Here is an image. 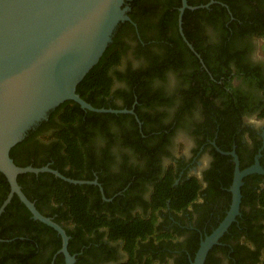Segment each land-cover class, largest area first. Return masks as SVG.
I'll return each instance as SVG.
<instances>
[{"label": "flooded vegetation", "instance_id": "flooded-vegetation-1", "mask_svg": "<svg viewBox=\"0 0 264 264\" xmlns=\"http://www.w3.org/2000/svg\"><path fill=\"white\" fill-rule=\"evenodd\" d=\"M214 4L228 10L221 0H208L205 5L185 10L209 9ZM252 4L254 19L250 23L253 25L245 26L243 21H237V31L228 34L226 42L222 41L221 33L215 34L205 26L193 30L197 45L190 42L182 28L185 42L178 26L183 43L181 47H173L179 52L180 61L174 59L175 63L165 70L164 79L156 77L149 84L153 90L148 93L156 99L154 106L139 103L136 97L129 109L108 108L105 110L118 113H97L120 116L121 123L103 117L90 126L86 124V113L91 111L77 104L83 114L65 127L60 113L55 112L59 104L27 131L22 140L28 139L32 162L49 159L41 167L86 183H69L50 172L34 174L37 182L46 185L53 176L81 186L79 189L88 196L89 208L95 216L120 219L129 225L137 223L150 229L144 237L137 236L134 245H128L122 238L110 239L104 225L96 226L88 234L74 223L55 222L65 233L64 226L71 233L77 232L74 240L73 235L66 233L70 264L131 261L134 264H192L207 231L218 226L229 210L236 167L242 171L258 165L264 171V0H254ZM126 6L129 17V0ZM180 8L181 5L178 17ZM143 22L150 26L154 20ZM151 32L147 28L144 34L151 38ZM172 36L175 41L179 39ZM113 37L121 53L119 64L109 70L112 84L107 105L123 107L131 94L128 75L145 69L149 54L162 52L153 41L144 42L137 23L131 18L130 22L118 24ZM62 128L69 129L77 150L81 151L79 157L83 155L79 179L64 174L71 165L65 164L62 173L53 168L54 161L49 157L57 143L61 146L60 154L65 152L64 141L55 137ZM192 179L200 185L196 197L176 211L170 195L174 188ZM29 182L22 181L24 186ZM159 186H170L172 190L160 198L156 191ZM44 189L46 193L49 191ZM9 192L10 187L5 199ZM240 193L239 215L208 252L209 264H264V206L261 205L264 173L245 176ZM2 195L0 186V198ZM18 203L26 208L20 200ZM41 208L40 213L53 221V211L58 208L53 198H47ZM5 209L0 215V234H5L0 235V264H67L61 252V236L54 229L40 222L54 232L41 237V246L35 245L33 236L8 233L7 228L14 221ZM30 220L37 221L32 216Z\"/></svg>", "mask_w": 264, "mask_h": 264}, {"label": "water", "instance_id": "water-1", "mask_svg": "<svg viewBox=\"0 0 264 264\" xmlns=\"http://www.w3.org/2000/svg\"><path fill=\"white\" fill-rule=\"evenodd\" d=\"M127 0H0V173L10 192L0 215L16 195L32 218L52 229L62 239L61 252L67 264L68 237L61 226L43 216L27 199L17 182L20 174L50 172L73 184H84L62 176L48 167H19L11 159L12 147L47 113L65 101L96 113H118L97 109L84 101L76 87L98 63L118 24L129 21ZM203 6H201L202 8ZM185 9H195L181 0L178 26L181 36ZM125 112V111H121ZM260 172L258 165L240 171L236 167L229 210L218 226L204 237L192 264H204L210 249L239 215L240 188L245 176Z\"/></svg>", "mask_w": 264, "mask_h": 264}, {"label": "trees", "instance_id": "trees-1", "mask_svg": "<svg viewBox=\"0 0 264 264\" xmlns=\"http://www.w3.org/2000/svg\"><path fill=\"white\" fill-rule=\"evenodd\" d=\"M254 0H221L223 4L228 7H222L220 4H214L209 9H198L195 11L185 10L182 17V28L186 37L193 44L197 45L198 41L193 33V30H200L205 26L209 27L215 34L221 33L222 41L226 42L227 35L231 32L235 33L238 28L237 21H243L245 26H251L250 22L254 19ZM189 6H199L208 3V0L196 2L194 0H187ZM130 12L129 17L132 21L136 22L141 32L144 42L153 41L154 46H157L162 53L160 54H149L147 59V65L145 69L131 71L128 75V82L130 84V96L125 99L124 106L118 107L116 105H107L108 96L112 84V77L110 75V68L119 64L120 62V49H116V37H113L112 43L106 48L103 55L99 59L98 63L85 75L81 82L76 87V93L92 107L100 109H119V108H130L134 99L137 97L139 103H145L150 106L156 104L155 96H151L148 92L152 91L153 88L149 87L151 81L156 77L163 78V74L166 69L170 68L172 64L179 60V52L173 47H181L183 43L178 33V8L181 5V0H129ZM231 15H230V14ZM230 17L233 20L230 21ZM148 19H153L154 23L150 26H146L143 22ZM151 29V38L145 36L146 30ZM248 28V27H247ZM146 29V30H144ZM172 34L179 37L176 41L173 39ZM179 57V58H178ZM175 59V60H174ZM122 75V74H118ZM159 78V79H160ZM164 79V78H163ZM55 112L60 113V121L65 124V127L70 126L73 123L75 117L83 114V111L77 104L72 101H65L60 104ZM54 112V113H55ZM103 117H109L108 121L114 120L116 123H121L122 119L113 114H97L92 112L86 113V124L92 126L95 123H99L103 120ZM105 122V121H103ZM56 132L55 137L63 140L65 144L64 154H60V144L53 145L49 157L54 161L53 168L59 169L62 173L65 164L71 165V169L64 173L66 176L71 178H81L82 173V156L79 157L81 151L77 150L76 140L71 137L70 131L67 128ZM72 130V128H71ZM28 139L25 138L21 142L17 143L10 150V157L13 162L19 167H26L31 165L35 168L43 166L49 159L38 160L32 162V153L27 147ZM79 153V154H78ZM47 159V157L45 158ZM74 168L75 171L73 170ZM43 175L41 174L40 177ZM23 179L29 180L27 186H24ZM18 184L22 187V191L26 197L34 203L35 207L39 212H42L41 206L47 198H53L54 203L58 205V208L53 211V221L58 224L69 225L74 223L82 230L84 229L88 234L96 226H106L109 230V238L116 240L122 238L128 245H134L135 238L142 236L150 231L147 226L141 227L137 223L129 225L120 219L112 218L108 220L105 216H95L89 208V198L80 191L81 186H74L67 184L60 179L50 176V182L46 185L39 183L35 179L34 174H22L17 177ZM0 186L3 190V195L0 198V205L5 199L9 185L0 173ZM49 190L47 193L44 188ZM200 185L196 179H192L190 182L180 184L174 188L170 195L172 205L175 210L185 207L190 201L196 197V193ZM172 188L167 186L163 188L159 186L156 188L157 195L160 198L164 197V193L171 191ZM16 196L13 197L10 205L5 209V213L9 214L10 219H13L12 227H8V233L14 235L33 236L35 245H42V236L48 235L49 232H54L51 228L41 224L38 221L30 220V213L26 208L22 207ZM261 205L264 206V196L261 201ZM64 209V212H61ZM4 216L2 215L1 220ZM2 223V222H1ZM213 227V229H215ZM67 235H73V240L77 238V232L71 233L64 226ZM207 231L209 235L212 230ZM6 230V229H5ZM80 230V229H79ZM5 236L2 232L0 235ZM70 243H73L71 240ZM56 244L60 245V240L56 239ZM71 252V251H70ZM73 252V251H72ZM206 258L205 264H209L211 258ZM127 264H134L132 261Z\"/></svg>", "mask_w": 264, "mask_h": 264}]
</instances>
